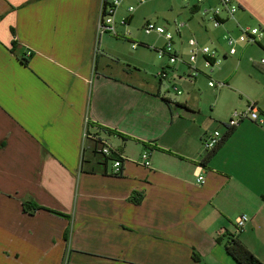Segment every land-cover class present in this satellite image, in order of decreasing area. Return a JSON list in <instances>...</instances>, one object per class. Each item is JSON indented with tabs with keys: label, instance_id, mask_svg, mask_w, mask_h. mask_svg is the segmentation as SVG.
Returning a JSON list of instances; mask_svg holds the SVG:
<instances>
[{
	"label": "crops",
	"instance_id": "crops-1",
	"mask_svg": "<svg viewBox=\"0 0 264 264\" xmlns=\"http://www.w3.org/2000/svg\"><path fill=\"white\" fill-rule=\"evenodd\" d=\"M104 1L0 0V264H238L227 235L264 264V125L244 121L207 163L202 144L219 131L214 106L227 92L264 112V53L239 46L223 60L234 62L191 79L158 58L167 42L156 33L132 57L107 49ZM233 1L235 20L213 33L197 9L175 13L174 50L187 59L193 38L227 56L226 34L264 30V0ZM212 77L226 92L209 88ZM97 140L118 149L123 175L95 165Z\"/></svg>",
	"mask_w": 264,
	"mask_h": 264
},
{
	"label": "built area",
	"instance_id": "built-area-1",
	"mask_svg": "<svg viewBox=\"0 0 264 264\" xmlns=\"http://www.w3.org/2000/svg\"><path fill=\"white\" fill-rule=\"evenodd\" d=\"M156 1V0H141L142 3ZM185 4L191 6L193 9H197V12L201 14L204 23L210 22L214 29H219L223 27L229 21H234L236 14L239 11V6L233 0H218V4L215 6L206 7V3L209 0H196L192 4V0H183ZM122 5V0H105L103 4L102 13L98 23V33L99 35L113 34L117 36L115 31L114 18L118 9ZM128 12L132 14L134 8L130 7ZM178 34L186 27L182 22L175 23ZM238 35L234 36L230 33L223 37V41L227 47V56H222L216 48H211L208 46H201L197 40L190 39L188 41V57L187 59L181 55L179 52L174 50L173 37L167 33L166 28L157 26L155 24L147 23L144 28V33L150 36L154 33L164 36L166 39V46L162 49L156 50V54L159 59L168 58L170 65H175L178 63L185 64L190 69L189 78L194 79L202 74V70L198 67V62L200 59L203 61V68L210 73L213 72L215 68L220 66L224 59L228 57H235L239 53V46L242 47H256L262 50L264 53V30L259 27H239ZM132 48L135 50L138 48V44H133ZM28 57L31 56L30 53L27 54ZM261 65H264V58L260 61ZM170 72L167 68L161 72L160 78H166ZM209 88H222L225 85L222 83H217L210 80L208 83ZM177 91V89H175ZM179 93V92H178ZM244 121H251L260 126L264 125V112L257 109L255 104H250L245 112L235 113L230 120V122L225 125L227 130H232L237 128ZM223 135L220 131H215L212 134L206 136L203 141V149L207 153L213 152L220 144ZM99 147V153L107 158H113L110 161L112 166V175L121 176L123 175L124 159L120 156L117 148L112 147L104 140H97ZM151 154L146 153L142 156V165L145 168H150ZM197 183L199 185L205 184V178L203 176H198ZM249 218L247 216H240L236 220L235 228L236 232L239 234L243 232Z\"/></svg>",
	"mask_w": 264,
	"mask_h": 264
},
{
	"label": "rangeland",
	"instance_id": "rangeland-1",
	"mask_svg": "<svg viewBox=\"0 0 264 264\" xmlns=\"http://www.w3.org/2000/svg\"><path fill=\"white\" fill-rule=\"evenodd\" d=\"M186 6L187 4H185L183 0H156L145 3H142L141 0H122V5L118 9L114 18V27L117 36L113 34L102 35L103 45L106 46L107 49H114L121 52L125 56L132 57L135 53L132 48L133 44H138V49L142 50L145 49L143 45L150 43V39L152 37L147 36L144 33V28L147 23L155 24L163 28L167 27V24L169 23L171 26L170 29H173L174 25L172 19L175 16V13L182 10ZM130 7L134 8V12L132 14L128 12ZM131 17L132 20L129 22ZM194 17L196 23L200 21L202 22L201 14H196ZM203 26L207 27V29L213 33V27L210 22L206 21L203 23ZM104 55L107 58H110L111 56L110 52H106ZM110 59L117 60L118 57L112 56ZM228 62L232 63L234 60L222 61L221 64ZM199 68H201V70H205L202 65H200ZM233 68H236V72H243V68L238 66L237 63L233 66ZM212 78L213 81L217 82L214 77ZM226 89L227 87H222L214 89V92L222 90L223 93L226 92ZM238 100L239 98L236 95L229 94V92H227L222 97L220 102L215 104V119L218 122L217 126L221 133L224 131L226 132L227 128L225 125L230 122L235 113H242L247 110L248 104L246 99L244 98L245 103H240V100ZM208 110L211 112L210 106Z\"/></svg>",
	"mask_w": 264,
	"mask_h": 264
},
{
	"label": "trees",
	"instance_id": "trees-1",
	"mask_svg": "<svg viewBox=\"0 0 264 264\" xmlns=\"http://www.w3.org/2000/svg\"><path fill=\"white\" fill-rule=\"evenodd\" d=\"M27 64V62H26ZM235 133V129L229 130L226 135L223 137L219 146L211 153H209L205 158V163L211 161V159L218 153V151L225 145L228 139ZM119 152V151H118ZM120 153V152H119ZM95 165L102 169L103 173H106V170L110 164V161L113 158H107L103 156L98 151L93 153V157ZM143 199L141 195H135L132 197L131 202L135 204H140ZM30 205L26 204L25 209L29 210ZM37 210H41L39 207H34L32 212ZM31 211V210H29ZM68 240L67 236L65 237ZM227 243L225 244V249L227 253L238 263V264H262L236 237L232 235H227ZM223 242L222 238L217 239V243L221 244Z\"/></svg>",
	"mask_w": 264,
	"mask_h": 264
}]
</instances>
